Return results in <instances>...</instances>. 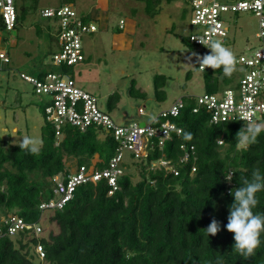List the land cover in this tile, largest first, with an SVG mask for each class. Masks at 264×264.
I'll list each match as a JSON object with an SVG mask.
<instances>
[{"label":"trees","instance_id":"16d2710c","mask_svg":"<svg viewBox=\"0 0 264 264\" xmlns=\"http://www.w3.org/2000/svg\"><path fill=\"white\" fill-rule=\"evenodd\" d=\"M19 20L18 15L15 28ZM0 28L4 29L2 24ZM159 77L156 91L164 97L165 80L158 83ZM221 82L231 85L235 75L227 77L222 69H212L205 75L206 93L223 88ZM185 100L186 107L172 119L183 129L182 135H174L163 150L155 147L142 161L129 155L130 160L123 163L120 190L108 195L104 180L82 184L57 210L44 212L39 208L43 201L55 197L53 178L71 172L67 165L70 159L76 160L77 168L104 169L116 152L114 139L109 135L100 138L94 128L81 132L66 127L57 144L55 132L46 122L43 146L37 155L19 145L0 142V220L16 213L29 223L42 225L46 221L57 227L40 237L30 230L14 238L1 237L0 264H35L29 257V245L37 242L44 246V260L52 264H264V232L255 255L245 259L234 251V234L225 227L235 200L230 193L242 187L243 180L251 181L254 170L264 175V131L256 143L238 148L236 137L244 124L213 125L205 110L193 113V95ZM118 101V95L111 96L110 111ZM186 134H191L190 140L185 139ZM220 138L223 145L218 144ZM183 142L195 146L197 158L185 165L174 163L179 175L150 169L151 162L163 155L177 162ZM7 163L15 171L8 170ZM229 172H233L230 182L225 179ZM256 199L253 212L264 214V191L257 192ZM213 218L220 222L215 236L204 231Z\"/></svg>","mask_w":264,"mask_h":264},{"label":"rangeland","instance_id":"374dc122","mask_svg":"<svg viewBox=\"0 0 264 264\" xmlns=\"http://www.w3.org/2000/svg\"><path fill=\"white\" fill-rule=\"evenodd\" d=\"M62 4L72 5L79 15L90 17L98 28L95 33L83 36L85 60L65 71L79 87L97 97L102 110L110 111L111 96L118 95L119 101L110 111L116 122L123 125L149 123L154 115L170 108L177 99L206 93L205 75L212 69H200L195 57L191 66L187 59L193 52L203 56L211 51L189 41V35L196 29L190 24V0L157 3L146 0H16L20 16L17 28L0 29V45L11 59L8 64L0 62V142L4 145H19L25 135L42 139L46 100L36 94L31 83L22 79L21 73L37 77L42 72L59 71L53 63V55L58 50L57 27L54 20L43 17L41 11ZM226 16L230 33L223 44L238 60L248 48L259 45L258 19L250 12H230ZM122 19L124 29L119 28ZM239 68L237 63V71L233 73L235 82ZM158 76V83L165 80L164 97L156 91ZM221 86L225 84L221 82ZM139 109L145 114L140 115ZM14 127L18 131H14ZM125 158L130 160L128 152ZM67 165L73 171L77 169L75 159L68 160ZM6 168L15 171L9 163ZM134 179H138L136 174ZM42 226L44 236L49 230L57 229L55 224L46 221ZM29 251L35 264H52L39 257L34 244L29 245Z\"/></svg>","mask_w":264,"mask_h":264},{"label":"built area","instance_id":"2783aa9c","mask_svg":"<svg viewBox=\"0 0 264 264\" xmlns=\"http://www.w3.org/2000/svg\"><path fill=\"white\" fill-rule=\"evenodd\" d=\"M190 6V24L197 30L189 35V41L196 46L204 45L194 40V37L205 41L227 42L230 28L226 24V14L230 12L253 13L258 19L256 37L259 40L258 47L248 48L237 60L240 67L238 80L217 92L194 96L193 113L205 110L210 115V123L213 125L239 122L245 126V122L239 119V116L242 109L250 108L254 113L253 118L264 123V0H190ZM41 14L54 20L57 27L58 50L53 55V63L59 71H49L37 77L21 73V77L33 85L36 94L45 98V120L52 126L57 144L62 140L66 127L76 128L81 132L94 128L99 132L100 138L109 135L117 143L116 152L104 169L92 170L80 166L66 176L59 175L60 178L57 180L54 177L55 197L39 205L40 210L46 212L63 208L73 198L77 187L82 184L104 180L109 187L108 195L120 190L119 180L125 171L123 167L125 153L128 152L133 160L142 161L155 147L163 150L174 135L181 136L183 129L172 119L179 116L187 102L185 96L177 99L170 108L160 111L149 123L144 122L143 125L140 123L123 125L116 122L110 111L100 108L97 97L79 87L75 79L65 71L85 60L83 36L95 33L98 30L97 26L91 20H86L85 15H79L70 4L44 9ZM17 19L16 0H0V25L2 24L6 31H12ZM124 27L125 21L122 19L119 28ZM0 62L1 64L11 62L9 54L1 45ZM139 114L144 115V110L139 109ZM220 140L224 141L223 138ZM180 149L182 155L177 162L163 155L151 162L150 169H164L176 176L179 175L174 163L185 165L197 158L193 144L183 142ZM195 171L196 168L193 166L192 173ZM25 230L33 231L34 236L40 237L43 226L40 222L29 223L16 213L2 216L0 238L3 236L14 238ZM34 250L41 259H44L45 249L42 243L34 244Z\"/></svg>","mask_w":264,"mask_h":264},{"label":"clouds","instance_id":"9594fccd","mask_svg":"<svg viewBox=\"0 0 264 264\" xmlns=\"http://www.w3.org/2000/svg\"><path fill=\"white\" fill-rule=\"evenodd\" d=\"M201 44L209 48L208 54L200 56L193 52L187 57L189 65L192 66V58L195 57L200 68H211L213 70L222 69L224 76L231 77L237 71V59L232 50L224 46L220 40L205 41L202 38L194 37ZM254 113L250 108L241 110L239 119L245 122V126L237 133V147L246 148L257 142L258 135L264 131V123L257 122ZM154 119V118H153ZM185 139H191V134H186ZM218 142L224 141L218 139ZM43 140L33 136H23L19 142L21 150H26L33 155L40 153ZM233 172L225 175L227 181L232 180ZM243 186L230 194L234 196V203L230 206V214L226 229L234 234V251L243 258L248 259L255 255V250L260 246V235L264 232V214H255L253 208L257 205L256 193L264 191V175L260 171L254 170L251 181L245 179ZM207 235L215 236L220 231V222L212 219L210 225L204 230Z\"/></svg>","mask_w":264,"mask_h":264},{"label":"crops","instance_id":"0c3cea01","mask_svg":"<svg viewBox=\"0 0 264 264\" xmlns=\"http://www.w3.org/2000/svg\"><path fill=\"white\" fill-rule=\"evenodd\" d=\"M90 18V17H89ZM42 73H44V72H42ZM18 131V128L17 127H14V131ZM70 169V168H69ZM70 171L72 172L73 170L72 169H70Z\"/></svg>","mask_w":264,"mask_h":264},{"label":"water","instance_id":"95a60500","mask_svg":"<svg viewBox=\"0 0 264 264\" xmlns=\"http://www.w3.org/2000/svg\"><path fill=\"white\" fill-rule=\"evenodd\" d=\"M141 125H143L144 124V122H142V123H140Z\"/></svg>","mask_w":264,"mask_h":264}]
</instances>
